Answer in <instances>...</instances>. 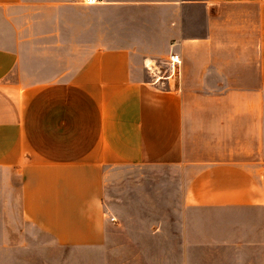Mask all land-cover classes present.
Wrapping results in <instances>:
<instances>
[{
    "label": "crops",
    "instance_id": "0c3cea01",
    "mask_svg": "<svg viewBox=\"0 0 264 264\" xmlns=\"http://www.w3.org/2000/svg\"><path fill=\"white\" fill-rule=\"evenodd\" d=\"M118 166L171 170L188 241L264 264V0H0V217L100 248Z\"/></svg>",
    "mask_w": 264,
    "mask_h": 264
},
{
    "label": "rangeland",
    "instance_id": "374dc122",
    "mask_svg": "<svg viewBox=\"0 0 264 264\" xmlns=\"http://www.w3.org/2000/svg\"><path fill=\"white\" fill-rule=\"evenodd\" d=\"M163 61L154 62L162 71ZM179 191L171 170L118 166L104 189L113 221L102 247H58L17 217H0V264H258L252 249L212 250L198 239L189 242Z\"/></svg>",
    "mask_w": 264,
    "mask_h": 264
},
{
    "label": "built area",
    "instance_id": "2783aa9c",
    "mask_svg": "<svg viewBox=\"0 0 264 264\" xmlns=\"http://www.w3.org/2000/svg\"><path fill=\"white\" fill-rule=\"evenodd\" d=\"M86 4H97L100 3L101 0H83ZM180 64H181V58L178 54L174 52H170L168 56L163 61V71L159 66H157L155 63L146 66V70L151 75V83L152 84H161L163 81H174L178 80L180 76ZM264 169V168H262ZM113 221V219H110Z\"/></svg>",
    "mask_w": 264,
    "mask_h": 264
}]
</instances>
